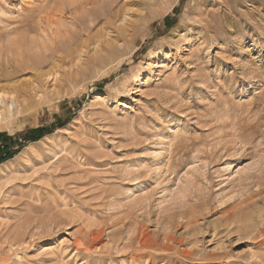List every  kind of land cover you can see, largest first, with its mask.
Returning a JSON list of instances; mask_svg holds the SVG:
<instances>
[{
	"label": "rangeland",
	"instance_id": "obj_1",
	"mask_svg": "<svg viewBox=\"0 0 264 264\" xmlns=\"http://www.w3.org/2000/svg\"><path fill=\"white\" fill-rule=\"evenodd\" d=\"M0 83V264H264V0H0Z\"/></svg>",
	"mask_w": 264,
	"mask_h": 264
},
{
	"label": "bare ground",
	"instance_id": "obj_2",
	"mask_svg": "<svg viewBox=\"0 0 264 264\" xmlns=\"http://www.w3.org/2000/svg\"><path fill=\"white\" fill-rule=\"evenodd\" d=\"M38 47V46H37ZM41 47V46H40ZM44 47V45H43ZM42 47V49H43ZM35 50V49H33ZM38 53V52H37ZM40 55V54H39ZM40 58V57H39ZM34 59V58H32ZM34 62V61H33ZM39 65V64H38ZM42 70V69H41ZM35 71V70H34ZM54 72V71H53ZM40 73H43L40 72ZM42 75L45 76V78L48 79V83L50 82L49 80H52L54 81L56 79V74L54 75L53 73L50 72H46V73H43ZM45 80V79H44ZM43 80V81H44ZM17 83V82H16ZM35 83V82H34ZM1 84V83H0ZM47 84V83H46ZM2 85V84H1ZM18 85V83H17ZM39 86V84H37ZM6 86V85H5ZM34 86V84H33ZM3 87V86H2ZM0 87V121L2 120H5L6 118V114H8V116H11V117H16L18 114L21 113L22 111V107H21V101L18 100V97L17 95H15L14 93L16 92V89H17V86L15 85L12 89H14V92L13 91H10L9 92H6L5 91V87L2 88ZM45 87V86H44ZM35 89V88H34ZM7 90V89H6ZM36 90V89H35ZM29 91V90H28ZM34 91V90H33ZM32 92V91H31ZM17 93V92H16ZM26 118V117H25ZM24 118V119H25ZM23 119V118H22ZM23 119V120H24ZM22 120V121H23ZM33 144V143H31ZM32 146V145H31ZM24 151V150H23ZM26 153V152H25ZM19 155V154H18ZM14 159V158H13ZM12 159V160H13ZM14 164V163H13ZM9 165H11L9 163ZM3 166V165H2ZM6 167V166H5ZM8 167V166H7ZM7 169V168H6ZM166 237V236H165ZM170 239V238H169ZM172 239V238H171Z\"/></svg>",
	"mask_w": 264,
	"mask_h": 264
},
{
	"label": "trees",
	"instance_id": "obj_3",
	"mask_svg": "<svg viewBox=\"0 0 264 264\" xmlns=\"http://www.w3.org/2000/svg\"><path fill=\"white\" fill-rule=\"evenodd\" d=\"M42 129L41 128H38V129H33L32 130V136H30L29 135V138H27L26 137V135L23 133V134H21V135H19L18 137L20 138V136H22V138H20L21 140L23 139V141H26L27 139H31V140H35V139H37V138H39L40 137V135H42ZM38 134V135H37ZM4 136H5V134H3ZM15 144H16V146H22L23 144H22V141H20V142H15ZM9 146H7V147H3V148H5V151H6V154H5V156L3 155V154H1L0 153V161H3V160H5V159H7V158H9V157H11L13 154H14V152H12V151H8V148Z\"/></svg>",
	"mask_w": 264,
	"mask_h": 264
}]
</instances>
